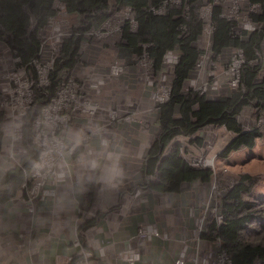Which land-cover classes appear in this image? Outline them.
Instances as JSON below:
<instances>
[{
	"label": "crops",
	"instance_id": "0c3cea01",
	"mask_svg": "<svg viewBox=\"0 0 264 264\" xmlns=\"http://www.w3.org/2000/svg\"><path fill=\"white\" fill-rule=\"evenodd\" d=\"M65 16L63 31L67 36L74 22L69 14ZM122 18V14L115 13L112 21L121 22ZM114 34L119 33L108 36ZM201 42L206 49L203 66L195 69L191 77H197L198 83H207L206 97L217 99L231 89L227 65L234 50L227 49L217 61H210L207 50L210 40L203 37ZM10 58L9 49L0 40V71L10 63ZM114 59L113 44L104 47L88 42L82 47L75 66L69 70L68 74L85 84L84 96L97 102L98 108L93 115L77 113L71 116L63 133L68 148L57 160L55 173L46 184L53 193L35 200L34 214L27 212L23 199L26 191L20 189L21 185L13 198L0 203V264H76L78 248L72 241L78 235L84 247L92 252L87 264H124L116 260L114 253L126 245L138 226L145 224L154 225L161 236H153L146 242H132L141 253L137 264H174L183 250L187 256L185 264H192L190 258L197 242L201 255L213 247L214 241L200 236L197 239L192 228L207 201L219 204L218 197H211V185L214 181L217 183L216 171L224 169L217 167V156L232 133L223 126L207 124L188 136L190 146L178 135L165 148L166 154L178 145L184 158L206 157L209 148H213L210 158L214 161L215 174L209 180L183 182L177 192H158L148 186L140 195H133L146 181L142 171L150 142L158 133V105L151 98V86L145 82L149 70L141 60L124 64L119 59L124 71L111 76L108 67ZM171 66L165 64L164 71L170 73ZM262 76L264 68L259 78ZM98 78H103L104 82L97 88L88 86ZM109 109L118 110L119 117L110 119ZM4 111L2 170L17 163L25 153L22 139H15L11 131L13 125L21 127L22 118L11 109ZM251 112L249 109L248 114L239 116L245 128L256 123ZM125 114H131L132 118L123 119ZM221 129L228 137L218 143ZM196 137L198 142L192 140ZM59 173L63 180H58ZM90 185L93 192L87 197ZM219 190L222 194L224 188L219 187ZM86 219H92V223L80 228Z\"/></svg>",
	"mask_w": 264,
	"mask_h": 264
},
{
	"label": "trees",
	"instance_id": "16d2710c",
	"mask_svg": "<svg viewBox=\"0 0 264 264\" xmlns=\"http://www.w3.org/2000/svg\"><path fill=\"white\" fill-rule=\"evenodd\" d=\"M164 1L113 0L111 6L109 0H0V40L12 56L19 58L16 65L25 67L29 74L35 73L31 62L39 55L42 42L39 30L45 28L49 16L54 15L55 2L62 3L65 13L77 15L71 32L62 39L49 71L48 85L35 89L32 103L21 119L25 153L6 170L0 167V203L13 198L26 179L38 153L31 139L32 122L55 94L62 77L75 66L82 47L88 42L104 47L113 44L116 59L123 60L124 64L139 62L145 55L155 76L166 69L163 56L167 51L177 55L167 76L172 87L169 98L158 104V133L151 140L145 156L142 172L146 181L142 187L149 186L158 192H177L183 182L211 178L212 169L190 166L181 156L178 145L164 153L169 142L178 135L191 136L207 124L223 126L232 137L218 156H226L242 146H252L264 136V76L259 78L264 68V0H239L234 13L220 0H182L178 4L167 0L163 12L154 13L153 8ZM207 4H211L207 49L210 61H217L227 49L238 48L243 50L245 58L238 86L217 99L183 89L206 51L201 45L205 22L201 9ZM254 4L257 6L251 9ZM126 8L135 20L134 29L126 21L119 34L101 40L87 34ZM241 18L250 20L255 28L250 31L239 29ZM245 108L252 111L251 117L256 121L249 128L239 120ZM4 116L5 111L0 107V150ZM192 140L198 142L199 138ZM149 175L153 178L149 179ZM216 180L219 187L224 188L218 205L222 221L219 225L214 220L207 222L200 237L208 241L219 240L230 256L231 264H264V194L253 192L259 177L247 172L233 177L216 171ZM92 192L90 185L87 197ZM91 223L92 219H86L79 227Z\"/></svg>",
	"mask_w": 264,
	"mask_h": 264
},
{
	"label": "built area",
	"instance_id": "2783aa9c",
	"mask_svg": "<svg viewBox=\"0 0 264 264\" xmlns=\"http://www.w3.org/2000/svg\"><path fill=\"white\" fill-rule=\"evenodd\" d=\"M171 3L178 4L182 0H168ZM228 6L230 12L237 11V4L239 0H220ZM153 8L154 13L163 12L164 4ZM257 6L254 4L251 9ZM56 14L52 15L49 25H51L50 34L41 42L39 55L32 60L34 74L26 72L24 67H18V57L10 58V63L5 67L6 70L0 73V107L3 109H11V111L22 118L29 109L34 96L35 89L43 87L49 83V71L58 55L62 39L66 33L62 30V16L58 17L63 11L64 6L58 2L55 5ZM211 4H207L201 9V15L205 18L203 24V37L205 40L210 38L211 23L209 22ZM65 12V11H64ZM128 21L131 28H135V20L130 16L129 9L123 11L122 23H115L111 19L105 20L99 28L87 32L92 37H104L115 32L120 33L124 22ZM239 29L252 30L255 25L247 18H241L238 23ZM43 28L39 30V34H43ZM205 55V54H204ZM204 55L196 63V69L202 68ZM244 53L241 48L234 50L230 56L227 70L230 74L228 81L231 87H237L241 78V67L244 62ZM177 61V55L171 51H167L163 56V62L166 65H172ZM141 62L145 69L149 70L146 76V84L151 86V98L157 104L165 102L170 95L171 85L167 80L165 72L154 77L150 71L151 63L144 55ZM18 67V68H17ZM124 71V66L119 60L114 59L109 67L108 74L117 76ZM103 78H98L89 83V87L97 88L99 84L103 83ZM185 91L189 89L197 91L200 94H205L208 85L207 83H198L197 77H191L188 84L183 88ZM87 92L86 86L81 81L77 80L71 75L64 76L55 91V94L44 104L38 115L31 125V139L32 143L38 149L37 157L27 174L26 179L21 183V188L26 191V196L23 198L26 202L27 212L34 214V202L37 199H42L45 195H50L53 190L47 189L46 184L49 182L51 176L55 173L54 165L57 160L62 157L68 145L64 139L63 133L69 123L72 115L77 113L94 114L98 108L97 102L86 98L84 93ZM107 115L110 119L119 117L118 110L109 109ZM131 114H125L123 119H130ZM12 135L15 139H21V127L14 126L11 129ZM88 136H86L87 138ZM182 151V148H179ZM192 167H210L215 174V167L213 158H207L204 155L192 156L186 161ZM152 175H149L151 178ZM58 180H63V176L57 174ZM145 187H138L134 190L133 195L138 196L143 193ZM221 195L216 181L211 185V197H218ZM218 201L205 203L203 212L195 219L192 228L193 233L197 239L201 232L205 229L207 221L214 220L216 224L222 221V215L218 211ZM22 237V234H19ZM153 236H161V232L152 224L140 225L136 232L132 234L126 245L117 249L114 253L116 260L124 264H137L141 259L140 251L132 244V242H146ZM213 247L199 254L198 242L195 244V253L191 256L192 264H231V259L228 253L221 247L220 241L215 240ZM72 245L78 248V256L75 260L76 264H87V259L92 255V252L85 248L80 235L75 237ZM187 261L186 251L183 250L179 256L174 260V264H185Z\"/></svg>",
	"mask_w": 264,
	"mask_h": 264
},
{
	"label": "rangeland",
	"instance_id": "374dc122",
	"mask_svg": "<svg viewBox=\"0 0 264 264\" xmlns=\"http://www.w3.org/2000/svg\"><path fill=\"white\" fill-rule=\"evenodd\" d=\"M56 3H58V2H55V5H56ZM109 4L112 6L113 0H109ZM163 9H164V7H163ZM55 10H57V8H55ZM129 11H130V9H129ZM119 13L123 15V11L119 12ZM119 13H117V14H119ZM55 14H56V12H55ZM65 14L66 13L63 11L60 15H58V17L62 16V19H64V17H66ZM69 15H70L71 22L75 23L74 19H75V17L77 18V15L74 13H73V15L72 14H69ZM51 18H53V17L49 16L48 21H47V26L45 28H43V32H44L43 34L44 35H42V34L40 35L42 42H43L44 38L48 37L50 34L51 25H49V21ZM115 23H122V22L119 21V22H115ZM106 37H108V36L95 37V39L101 40V39H104ZM31 64H32V62H31ZM18 67H21V66H18ZM5 70H6V68L1 69L0 73L5 71ZM164 72H165L166 76H168V72H166V71H164ZM67 75H68V73H66L64 76H67ZM71 76H73V75H71ZM153 76L156 78L159 75L158 76L153 75ZM247 111H249V108H245L244 111L241 112V115L243 113L248 114ZM260 121H258V122H260ZM180 137L182 138L181 141L184 144H186L187 146H190L188 136L181 135ZM227 137H228V133L224 129H221V134L217 137L216 142L222 143L225 139H227ZM213 154H214V149L209 148V150L206 154V157L210 158L213 156ZM217 157H218L217 167H219L220 169H222V168L226 169V170L223 169L221 171L226 176L230 175V176L234 177L236 174L241 173V172H247V173L252 174V175H257L259 177V180L256 183V185L253 187V192L256 194H264V136H262L261 138L256 140V142L252 146H242L237 150L231 151L226 156H220L219 155ZM152 178H153V176L149 179H152ZM225 184H227V183H225Z\"/></svg>",
	"mask_w": 264,
	"mask_h": 264
},
{
	"label": "bare ground",
	"instance_id": "6f19581e",
	"mask_svg": "<svg viewBox=\"0 0 264 264\" xmlns=\"http://www.w3.org/2000/svg\"><path fill=\"white\" fill-rule=\"evenodd\" d=\"M66 22V20L65 19H62V23H65ZM61 23V24H62ZM62 30H63V24H62ZM10 51V50H9ZM10 53H11V51H10ZM11 56H12V53H11ZM12 57H14V56H12ZM174 64V63H173ZM172 64V65H173ZM228 71V70H227ZM228 74H229V72H228ZM229 79H230V74H229ZM229 81V80H228ZM229 84V83H228ZM229 87H231L230 85H229ZM231 88H234V87H231ZM96 112V111H95ZM81 113H83V112H81ZM87 114V113H86ZM75 115V114H74ZM90 115V114H89ZM93 115V114H92ZM114 120V119H113ZM180 148V147H179ZM179 152H180V154H181V156H183L182 154H183V151H180V149H179ZM188 158H190V157H188ZM188 158H184L186 161H187V159Z\"/></svg>",
	"mask_w": 264,
	"mask_h": 264
}]
</instances>
